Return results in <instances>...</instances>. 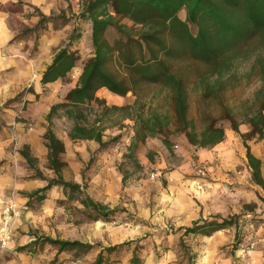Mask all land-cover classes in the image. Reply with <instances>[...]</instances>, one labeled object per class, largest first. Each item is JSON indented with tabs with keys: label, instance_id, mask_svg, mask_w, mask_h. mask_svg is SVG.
<instances>
[{
	"label": "trees",
	"instance_id": "16d2710c",
	"mask_svg": "<svg viewBox=\"0 0 264 264\" xmlns=\"http://www.w3.org/2000/svg\"><path fill=\"white\" fill-rule=\"evenodd\" d=\"M182 11L184 19L179 16ZM38 15L37 23L32 28H25V32L43 29L45 23L53 20L52 15L39 11ZM60 18L65 19V15H60ZM75 19L90 22L93 53L82 65L75 85L66 92L63 101L53 104L46 115L47 126L43 139L48 149V168L53 171L54 177L46 179L37 171L35 176L46 180V184L26 193L29 200L41 202L47 190L58 186L65 200L77 202L92 220H109L118 211L86 195L81 184L66 181L62 177L65 162L61 155L65 151V144L53 131V118L59 109L73 120L68 132L71 140H93L100 149L111 145L118 138L103 139L105 121L113 125L124 119L133 120L132 147L147 137L159 135L169 148L171 141L167 134L173 126V131L183 134L190 145L211 148L224 140L226 128L219 121L226 120L230 129L243 139L251 180L264 189L261 161L246 144V140L252 137L264 140V56L257 55L251 66L252 71H257L260 86L246 107L242 121H238L228 108H223L220 117L208 114L205 124L196 130L193 120L186 116L187 82L191 74L195 75L196 88L200 89L204 99L219 101L223 77L232 67L238 53L264 46V0H82ZM123 19L131 21L132 25L126 26L122 23ZM191 27L195 28V32ZM110 28L116 33L112 41L106 35ZM79 38L76 26L68 34L66 43L55 51L51 63L42 73V84L65 78L76 66L79 56L76 50L71 49V45ZM210 76H214L213 82L209 81ZM147 86H158L165 90L172 115L153 111L149 117H143L140 110L144 108L139 105V101L141 92ZM101 88L121 97L131 92L135 99L132 104L107 105L96 94ZM92 103H96L100 109L95 110ZM92 112H96V117L89 122L87 116ZM241 122H246L250 129L242 132L239 128ZM21 154L32 166L34 160L28 150L23 149ZM245 208L248 209L246 212H250L251 206ZM239 218L237 215L226 218L214 215L211 219H199L184 228L183 234L209 235L231 226L239 229ZM134 242L137 244L131 263L141 264L137 253L139 240ZM46 244L55 247L56 254H72L74 260L98 247L80 240L41 235L15 250L37 253ZM129 244L126 242L105 247L91 264H107L106 254H112L117 248ZM188 260V264H191L190 258Z\"/></svg>",
	"mask_w": 264,
	"mask_h": 264
},
{
	"label": "crops",
	"instance_id": "0c3cea01",
	"mask_svg": "<svg viewBox=\"0 0 264 264\" xmlns=\"http://www.w3.org/2000/svg\"><path fill=\"white\" fill-rule=\"evenodd\" d=\"M67 4V0H0V221L2 209L8 203L14 202L17 206L26 205L30 208L14 222L13 240L8 246L9 256L1 258L0 264H91L105 247L126 242L130 244L117 248L112 254L105 253L107 264H132L136 240H139L136 252L141 264H188L189 258L191 264H264V190L251 180V168L243 139L231 129H226L224 140L213 147L194 151L197 161L214 170L213 177H200L191 168L187 157H183L187 153L182 149L177 156H182L183 160L176 168L164 169L165 161L158 164L162 168L158 172L162 178L140 179L135 190L123 189L128 190L129 203L119 201V197L107 198L104 202L94 199L105 205V202H112L114 206L122 202L126 206L127 217L120 224L113 225L114 222L100 219H82L77 229H69L70 223H74L70 214L66 218L71 222L62 231L60 208L56 207V202L65 197L61 193L62 189L56 186L45 192L44 200L35 201L40 203V209L32 212L35 202L32 203L22 194L45 186L46 180H30L25 177L31 175L33 169H38L36 160L48 164V149L43 134L47 126L46 115L53 102L46 110L43 102L55 96L54 87L61 81L41 83L42 73L51 63L55 52L45 57V63H42L41 58L47 46L57 43L59 35L47 32L41 33L37 40L34 37V41L31 36L21 40L15 38L19 28L10 21L13 19L23 28H32L39 20V16L32 14L33 10L49 15ZM25 12L28 15H23ZM36 43L39 52L30 56V47ZM20 92H23L22 98L29 105L39 101L35 104L37 111L31 108L21 117L19 100L3 107ZM41 106L42 109H39ZM40 111L45 114V118L40 116ZM32 120L39 124H33L36 128H27ZM54 133L65 144V151L61 155L65 162L62 177L66 181L81 184V164L67 152L68 140L71 139L67 133ZM23 149H27L33 158L32 166L22 156ZM250 151L261 161V175L264 178V151L259 148H250ZM71 169L77 170L72 180L67 178ZM172 178L175 179L174 183L170 182ZM247 205L251 206L250 212L253 215L250 220L244 217L247 211L244 207ZM47 207H50L49 211ZM77 207L82 208L79 204ZM214 215L225 218L237 215L241 226L239 229L235 226L222 228L209 235L183 234L184 228L191 226L194 221L211 219ZM47 222L49 227L45 225ZM32 228L39 229L37 232L30 231ZM41 235L99 243L100 246L76 260L69 253L56 254V248L47 244L37 253L14 250ZM249 241H254L253 250L245 258H240V247Z\"/></svg>",
	"mask_w": 264,
	"mask_h": 264
},
{
	"label": "rangeland",
	"instance_id": "374dc122",
	"mask_svg": "<svg viewBox=\"0 0 264 264\" xmlns=\"http://www.w3.org/2000/svg\"><path fill=\"white\" fill-rule=\"evenodd\" d=\"M67 2L68 4L66 7L59 8V11L51 12L49 15H52L53 20L45 23L44 28L39 29L36 32H25V28L21 27V25H19L16 21H13V19L10 21L13 23V26L19 28L20 31L17 33L15 38H19L21 40L31 36L34 41V37L37 40L41 33L48 34L47 32H53L54 34L59 35L57 43L52 46H47V48L43 51L41 58L42 63H45V57H49L57 50V48L63 46L66 43L68 34L74 27L78 26L80 38L73 42L71 49L77 51L79 60L71 72L68 73L65 78L60 79V84H55V96L43 102L45 106L44 110L50 106L49 104H51V102L55 104L63 101L66 92L75 85L77 78L81 73L82 65L89 57L92 56L93 53L90 40V22L82 19H75V16L81 9L82 0H67ZM32 14L39 16L37 10H33ZM23 15L28 14L25 12ZM60 15H65V19H61ZM179 16L184 19V11H182ZM122 23H124L126 26L132 25V22L128 19H123ZM191 30L195 32L194 27H191ZM106 35L107 38L112 41L116 35L115 30L110 28ZM26 45L27 43L25 42V46ZM246 48L247 47H243V49ZM29 51L31 53L30 56L39 52L37 43L33 47H30ZM257 55L264 56V46L257 47L254 50L253 48L249 49L247 52L240 51L238 53L232 67L228 72H225L223 77L224 84L218 93L219 101L212 98L204 99L200 89L198 87L196 88L195 75L191 74L189 76L187 82L188 103L186 116L188 119L193 120L196 130L201 129V127L205 124V117L208 114L212 115L213 117H220L223 108H228L231 113L235 115L238 121L243 120V113L246 111V107L250 104L254 92L260 86L257 71L251 70V66ZM208 79L210 82H213L214 76H210ZM23 92H20L13 99L7 101L3 105V107L8 106L19 100V109L21 110V114L19 115H21V117H23L22 115H25V112L31 108H33L32 110L34 112L37 111L38 107L35 106V104L39 103L37 100L35 103H33V105H29L22 98ZM97 93V96L101 99H104L107 105L132 104L135 99V96H133L131 92L127 93L125 97L114 95L107 89L97 91ZM140 96L139 105H143L144 108L140 111L144 118L149 117L153 111H156L161 115H172V108L168 103L167 93L165 90L160 89L158 86H147L143 89ZM91 106L94 107L95 110L100 109L96 103H92ZM42 107L43 106H41V108L39 107V109H42ZM40 116L45 118V114H43L42 111H40ZM95 117L96 112H92L87 116V119L89 122H92ZM29 121L30 120H28V122ZM35 123L39 124V122H33L32 120L27 128H36L33 125ZM219 123L226 129L230 130V124L228 121L223 120L219 121ZM72 124L73 120L65 117L62 109H59L53 118V130L60 135H63V133L68 134ZM103 124L105 126V130L103 132V139L105 141L109 140L111 137L118 136L116 141L111 145L100 149L97 142L85 140H68L67 144L68 155H71V157L81 164V175L83 178V180H81V185L83 186L84 193L95 200H101V202H104L107 198L119 197V201H125L129 203L130 196L128 194V190H135L138 187L140 179H156L150 178L149 175L152 172L158 173L161 171L162 168H159L158 164H161L163 161H165L166 168L164 169L170 170L171 168H176L178 164H180L181 160H183V157H187L189 163L191 160H196L194 151L195 149H198V147L192 148L183 134L173 131V126L170 127V130L167 134V137L171 141L170 147L167 148L163 144L159 135L155 137H147L143 142H139L136 147H132L131 145L134 139L133 120L124 119L120 123L113 125H111V123L108 121H105ZM239 128L243 132H246V129H250L246 122H241ZM246 144L254 150L259 148L264 151V140L259 141L256 139V137H252L246 140ZM14 147H17V145L14 144ZM182 149L187 153L186 156H177V153L182 151ZM35 165L38 167V169H33L31 171V175L26 176L25 179L41 180L39 177L35 176L36 173H38L37 171H39L42 176L44 175L46 178H50L49 176L54 177V173L48 168V164H42L38 159L36 160ZM191 168L193 167L191 166ZM75 172H77V170H69L67 178H71L72 180V178L75 177ZM27 173L29 174L30 171H27ZM157 177L162 178V175L159 174ZM34 187L35 186H33V189ZM124 188L128 190L125 191L123 190ZM26 193L27 192H24L22 195H26ZM61 193L63 194L62 190ZM31 201L32 203L35 202V200ZM105 203L110 205V207L118 209V211L114 217L109 219L112 221H102L114 222L112 224L116 225L120 224V222H122V220L127 217V211L125 210L126 206L123 205L122 202H119L116 206H114L112 202ZM35 205L36 206L31 209L32 212L40 209V203L35 202ZM77 205L78 203L75 201L72 202L65 199L57 200L56 207L60 208L59 215L61 216V219H59V222L62 224V231H65V226L71 221H74V223H70L69 229H77L78 226H80L79 224L81 223L82 219L93 221L88 217L87 212H84L81 208H78ZM27 208V210L22 211L21 216L24 214V212L30 210L29 207ZM49 208L50 207H47V211H49ZM245 210L248 209L245 208ZM70 214L72 216L71 221L69 218H66V216ZM47 220H49V218H47ZM45 225L47 227L50 226L49 222L45 223ZM38 229L39 228H32L30 231L35 230L37 232ZM95 244L100 246L99 243ZM8 246L5 249L0 248V259L9 256Z\"/></svg>",
	"mask_w": 264,
	"mask_h": 264
},
{
	"label": "built area",
	"instance_id": "2783aa9c",
	"mask_svg": "<svg viewBox=\"0 0 264 264\" xmlns=\"http://www.w3.org/2000/svg\"><path fill=\"white\" fill-rule=\"evenodd\" d=\"M118 148V147H117ZM190 165L196 170L197 174L202 178H211L214 175V170L203 162L197 160H191ZM159 173H150V178H157ZM171 183L175 182V179H170ZM23 210H27V206H17L14 202L6 204L1 213L0 221V248L5 249L9 243L13 240L12 226L14 222L21 216ZM246 220L252 219L253 215L251 212H246L244 215ZM254 248V241H249L248 244L240 247L239 256L245 258Z\"/></svg>",
	"mask_w": 264,
	"mask_h": 264
},
{
	"label": "clouds",
	"instance_id": "9594fccd",
	"mask_svg": "<svg viewBox=\"0 0 264 264\" xmlns=\"http://www.w3.org/2000/svg\"><path fill=\"white\" fill-rule=\"evenodd\" d=\"M5 2H6V0H5Z\"/></svg>",
	"mask_w": 264,
	"mask_h": 264
}]
</instances>
